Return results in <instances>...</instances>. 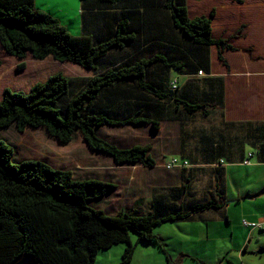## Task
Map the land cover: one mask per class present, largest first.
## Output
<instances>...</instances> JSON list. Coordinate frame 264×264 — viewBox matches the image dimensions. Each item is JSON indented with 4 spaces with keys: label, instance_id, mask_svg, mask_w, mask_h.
Listing matches in <instances>:
<instances>
[{
    "label": "trees",
    "instance_id": "16d2710c",
    "mask_svg": "<svg viewBox=\"0 0 264 264\" xmlns=\"http://www.w3.org/2000/svg\"><path fill=\"white\" fill-rule=\"evenodd\" d=\"M81 7L82 33L74 34L36 0H0V45L21 60L20 71L30 54L88 72L57 71L27 90L5 88L0 130L44 128L62 143L80 132L118 165L153 167L150 144L125 147L101 128L148 124L158 131L174 121L180 124L179 149L195 144L204 165L189 167L190 160L172 157L182 169L181 185L153 187L144 214H108L98 201L116 188L114 182L79 179L43 160L17 161L14 146L0 137V264H18L27 255L29 264H95L100 250L120 243L127 246L118 264H130L133 234L167 253L158 226L206 222L209 211L225 207L227 164L256 155L264 162V122L249 124L245 136L219 132L217 120L212 133L189 128L201 108L209 113V107L224 105V78L211 75L210 47L222 43L213 38L216 9L192 18L188 0H81ZM220 58L225 61L221 52ZM199 170L211 176L198 188L191 182ZM239 219L250 231L264 229L258 220Z\"/></svg>",
    "mask_w": 264,
    "mask_h": 264
},
{
    "label": "rangeland",
    "instance_id": "374dc122",
    "mask_svg": "<svg viewBox=\"0 0 264 264\" xmlns=\"http://www.w3.org/2000/svg\"><path fill=\"white\" fill-rule=\"evenodd\" d=\"M36 6L53 13L72 33H82L80 0H36ZM0 58L3 62L0 67V100L5 88L27 90L25 86L34 81H45L49 74L57 71H63L67 76L88 74L76 65H64L52 59L39 61L30 54L24 59L26 69L20 71L18 64L21 60L7 54L1 45ZM209 110L211 113L202 110L198 113V125H211L221 117L217 106ZM195 127L196 123L189 126L190 129ZM179 132L180 124L171 121L165 122L158 131H154L148 124L101 129V134L107 139L123 146L150 144V153L156 160L153 167L118 165L105 153L93 150L80 132L69 143H62L44 128L28 127L20 132L15 126H11L0 130V137L14 146L17 161L43 160L53 167L73 171L74 176L79 179L100 178L114 182L116 188L98 201V206L108 214H115L123 209L144 214L149 210L153 187L167 186L171 180H179L176 172L179 174L180 171L171 166L169 161L178 155H173V152L179 148ZM256 160L254 157L253 161ZM191 162L192 166L204 164L202 160ZM208 175L203 173L197 177L198 188L207 184L210 179ZM261 177L260 169H254L231 180L225 201L228 204L209 211L206 222H167L158 226L156 233L160 235L167 253L155 243L138 241L137 235L133 234L132 241L137 243V247L130 264H169L168 256L174 264H264V230L255 229L250 232L241 223V219L240 222L236 220L237 216L243 218L244 212L264 211V195L256 198L253 204H249L247 200L238 202V197L245 192L238 191L237 187L258 184ZM126 246V243H120L107 250H100L95 264H118L122 261Z\"/></svg>",
    "mask_w": 264,
    "mask_h": 264
},
{
    "label": "crops",
    "instance_id": "0c3cea01",
    "mask_svg": "<svg viewBox=\"0 0 264 264\" xmlns=\"http://www.w3.org/2000/svg\"><path fill=\"white\" fill-rule=\"evenodd\" d=\"M188 5L189 15L192 18L209 14L211 10L216 9L213 18V38L227 43L222 42L220 45L214 44L210 47L211 75L223 77L225 83L224 105L217 108L222 117L215 120L219 123V132L223 131L225 135L232 133L245 136L249 130V124L264 122V0H242L241 2L237 0H188ZM220 52L225 61L221 60ZM198 113L193 118V123L197 125L195 130L204 127L212 133L214 121L211 125H198L196 120ZM228 126H241L242 128H228ZM128 147L130 146L128 145ZM175 154H178L175 156L178 159H187L192 163V159L194 161L201 159L202 152L201 149L196 150L194 144L187 151L178 148L173 152V155ZM256 157L258 158L257 155ZM245 161L227 164L226 192L231 180L240 178L245 171L251 172L254 169H260L262 177L258 184L237 187L238 191L245 192L238 199L244 198L242 201L247 200L249 204H253L256 198L264 195V162L257 159L253 164L254 161L251 160L248 165ZM175 169L180 171L179 174L176 172V177H179V180H171L170 184L165 187L183 183L180 175L182 169L180 167H175ZM202 172L207 173L201 170L192 172V186L197 182V177L203 174ZM209 176L211 175L209 174ZM244 213L243 219L264 221V211ZM229 217L231 216L229 215ZM239 217H236L238 222H240ZM253 231L255 230L253 229ZM244 241H246V237ZM167 261L169 264H174L171 263L170 256Z\"/></svg>",
    "mask_w": 264,
    "mask_h": 264
},
{
    "label": "clouds",
    "instance_id": "9594fccd",
    "mask_svg": "<svg viewBox=\"0 0 264 264\" xmlns=\"http://www.w3.org/2000/svg\"><path fill=\"white\" fill-rule=\"evenodd\" d=\"M221 41L223 42V40H221ZM223 43L226 44L227 42L224 41ZM227 45H229V44H227ZM230 46H231V45H230ZM232 47H233V46H232ZM203 72H204V71H203ZM199 74L201 75V71H199ZM210 108H211V107H209V109H210ZM201 110H203V108H201ZM201 110H200V111H201ZM249 156H251V154H249ZM174 162H175V161H174ZM245 162H249V161L246 160ZM222 163H223V161H222ZM185 164H186V163H185ZM171 166H173V165H172V162H171ZM177 166H178V165H176V167H177ZM188 166H189V167L191 166V163H190V162H189ZM226 200H227V199H225V201H226ZM225 203H226V204H225V206H226L228 203H227V202H225ZM243 224H244L246 227H248V228L250 227V226H247V225H248V221H245V222L243 221ZM258 225H259V226H263V228H264V222H261V221H260ZM260 229H262V228H260ZM262 230H264V229H262Z\"/></svg>",
    "mask_w": 264,
    "mask_h": 264
},
{
    "label": "water",
    "instance_id": "95a60500",
    "mask_svg": "<svg viewBox=\"0 0 264 264\" xmlns=\"http://www.w3.org/2000/svg\"><path fill=\"white\" fill-rule=\"evenodd\" d=\"M29 263H30V257L27 255L18 264H29Z\"/></svg>",
    "mask_w": 264,
    "mask_h": 264
},
{
    "label": "bare ground",
    "instance_id": "6f19581e",
    "mask_svg": "<svg viewBox=\"0 0 264 264\" xmlns=\"http://www.w3.org/2000/svg\"><path fill=\"white\" fill-rule=\"evenodd\" d=\"M224 42V41H223Z\"/></svg>",
    "mask_w": 264,
    "mask_h": 264
}]
</instances>
